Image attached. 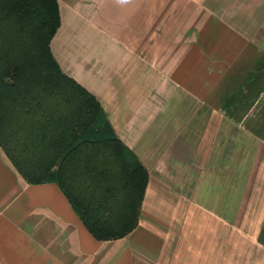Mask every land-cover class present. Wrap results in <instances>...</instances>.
I'll list each match as a JSON object with an SVG mask.
<instances>
[{
	"label": "crops",
	"instance_id": "obj_1",
	"mask_svg": "<svg viewBox=\"0 0 264 264\" xmlns=\"http://www.w3.org/2000/svg\"><path fill=\"white\" fill-rule=\"evenodd\" d=\"M50 49L148 173L97 241L0 148V264H264V0H56Z\"/></svg>",
	"mask_w": 264,
	"mask_h": 264
},
{
	"label": "trees",
	"instance_id": "obj_2",
	"mask_svg": "<svg viewBox=\"0 0 264 264\" xmlns=\"http://www.w3.org/2000/svg\"><path fill=\"white\" fill-rule=\"evenodd\" d=\"M56 0H0V148L28 184H55L97 241L138 225L148 173L50 42Z\"/></svg>",
	"mask_w": 264,
	"mask_h": 264
},
{
	"label": "rangeland",
	"instance_id": "obj_3",
	"mask_svg": "<svg viewBox=\"0 0 264 264\" xmlns=\"http://www.w3.org/2000/svg\"><path fill=\"white\" fill-rule=\"evenodd\" d=\"M28 184V183H27ZM46 184V183H45ZM53 184V183H52ZM29 185H42V184H29ZM64 196V195H63ZM64 198H65V196H64ZM66 199V198H65ZM66 201H67V199H66ZM68 202V201H67ZM68 204H69V202H68ZM70 205V204H69ZM71 207V206H70ZM72 209V208H71ZM73 211V210H72ZM74 212V211H73ZM76 215V214H75ZM77 216V215H76ZM79 219V218H78ZM80 221V220H79ZM81 222V221H80ZM82 223V222H81ZM86 229V228H85ZM129 235V234H128ZM127 235V236H128ZM93 237V236H92ZM94 238V237H93ZM96 240V239H95Z\"/></svg>",
	"mask_w": 264,
	"mask_h": 264
}]
</instances>
